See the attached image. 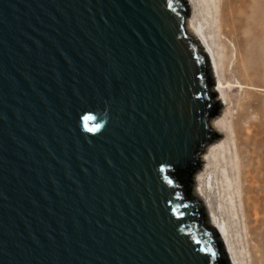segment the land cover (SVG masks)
<instances>
[{
    "label": "water",
    "instance_id": "water-1",
    "mask_svg": "<svg viewBox=\"0 0 264 264\" xmlns=\"http://www.w3.org/2000/svg\"><path fill=\"white\" fill-rule=\"evenodd\" d=\"M187 0H0V264H233L195 185L224 137Z\"/></svg>",
    "mask_w": 264,
    "mask_h": 264
},
{
    "label": "rangeland",
    "instance_id": "rangeland-1",
    "mask_svg": "<svg viewBox=\"0 0 264 264\" xmlns=\"http://www.w3.org/2000/svg\"><path fill=\"white\" fill-rule=\"evenodd\" d=\"M196 4L195 23L215 53L230 96L222 115L229 110L231 131L216 142L225 139L226 151L216 154L206 172L209 208L225 223L241 259L264 264V0Z\"/></svg>",
    "mask_w": 264,
    "mask_h": 264
},
{
    "label": "bare ground",
    "instance_id": "bare-ground-1",
    "mask_svg": "<svg viewBox=\"0 0 264 264\" xmlns=\"http://www.w3.org/2000/svg\"><path fill=\"white\" fill-rule=\"evenodd\" d=\"M191 9H192V17L188 19V27H189V31L192 35L195 36L199 46L202 48V50L207 51L211 54L213 62H214V66L216 69V73H217V77L219 80V84L217 85V88L215 90L219 91V95L221 100H224V104L225 107H228V105L230 104V96L227 95L226 93V88H225V84L222 81L221 77H220V67H219V63L218 60L215 56V53L213 52L212 48L209 46V42L208 39L206 37V35L198 28L197 24L195 23V11H196V1L198 0H187ZM228 109L226 110V113L224 115H221L220 117L216 118L213 120V125L219 129L220 131L223 132V134L226 135V133H230L231 131V126L228 122ZM225 140V139H224ZM221 141L219 143H215L212 146L207 148L206 153L203 155L204 157V161L207 162L208 165H205L202 173H199L195 183H197V191L206 199V201L208 202V197L209 196L208 193V178L206 177V175L209 176V174H207L206 172H209V167L211 166L213 159L216 157V154L221 151V153L225 152V141ZM206 164V163H205ZM210 165V166H209ZM207 182V184H206ZM209 205V202H208ZM210 206V205H209ZM211 211V210H210ZM212 212V211H211ZM213 213V212H212ZM212 215V220L213 222L222 230L225 239L227 240L232 254H230V258L233 264H246V262H244V260L241 259V255L238 254L232 247V245L230 244V240H229V233L228 230L226 228L225 223H218V221H216L215 215Z\"/></svg>",
    "mask_w": 264,
    "mask_h": 264
}]
</instances>
